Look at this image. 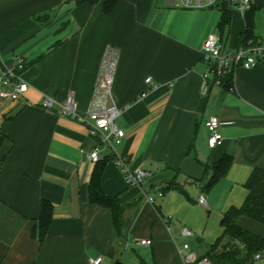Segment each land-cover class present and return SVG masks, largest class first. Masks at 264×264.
Here are the masks:
<instances>
[{"label":"crops","instance_id":"crops-1","mask_svg":"<svg viewBox=\"0 0 264 264\" xmlns=\"http://www.w3.org/2000/svg\"><path fill=\"white\" fill-rule=\"evenodd\" d=\"M221 20V9L184 8L180 0H119L109 11L106 0H0V73L23 56L29 83L20 101L0 100V264H88L99 256L113 264L123 241L146 238L152 243L141 246L153 264H184L182 212L193 195L205 196L210 210L220 196L225 206L243 204L247 181L264 168V61L239 68L233 90L214 85L204 93L205 39L218 34L237 46L246 31L237 11L224 31ZM254 35L264 46V28L255 25ZM108 46L118 51L112 94L125 130L113 147L91 120L39 106L45 96L64 102L73 94L85 112ZM148 76L160 86L141 97ZM213 116L222 139L210 148ZM224 156L232 158L225 176L209 188L195 183ZM120 157L151 175L129 184ZM101 163L103 191L126 205L121 243L112 210L90 201ZM43 199L53 204V219L41 240L34 228ZM251 219L239 223L264 236V225Z\"/></svg>","mask_w":264,"mask_h":264},{"label":"built area","instance_id":"built-area-1","mask_svg":"<svg viewBox=\"0 0 264 264\" xmlns=\"http://www.w3.org/2000/svg\"><path fill=\"white\" fill-rule=\"evenodd\" d=\"M253 0H180V5L184 8H201V9H222L223 6L229 5L233 11H237L246 16L251 10ZM203 59L208 68L203 74V91L209 92V89L216 85L225 87L227 79L232 78L233 83L229 87L234 89V79L237 70L241 67L252 68L260 61H264V46L258 39L249 38L245 40V35L241 44L237 46H228L218 34H210L202 45ZM15 65L4 72L0 73V100L1 101H20L29 89V83L22 78V72L26 67V59L23 56L14 57ZM118 66V51L113 46H108L102 59L100 72L96 80L95 89L90 102L89 108L85 112H80L77 101L73 94H68L64 102H59L53 97L45 96L39 106L47 110H57L61 115L76 118L82 122L92 121V126L104 133L103 142L113 147V143H120L125 136V130L118 124V118L122 114L113 98L112 88L115 79V73ZM146 88L141 97L148 92L157 89L160 84L155 82L151 76L145 78ZM206 127L210 133L208 145L210 148L216 147L222 139L219 132L220 120L217 117H211L206 122ZM101 149L95 148L90 158L98 161ZM118 165L121 167L129 184H140L148 178L151 173L143 169H131L128 161L124 157L118 159ZM165 191L162 189L158 192L163 196ZM147 201L154 203V198L147 197ZM198 202L207 205L205 196L201 195ZM183 237H191L193 231L187 227L182 229ZM137 244L150 245V238L142 239ZM129 242H127V245ZM184 264H212L208 255H199L192 246L185 242L178 250ZM102 256L91 258L88 264H102ZM245 264H264V252H256L252 259Z\"/></svg>","mask_w":264,"mask_h":264},{"label":"trees","instance_id":"trees-1","mask_svg":"<svg viewBox=\"0 0 264 264\" xmlns=\"http://www.w3.org/2000/svg\"><path fill=\"white\" fill-rule=\"evenodd\" d=\"M84 1L97 2L98 0H77L78 3ZM119 0H106V10H110ZM264 0H253L252 8L246 14L245 40L256 39L254 35L255 13L263 7ZM221 29L224 31L230 23L232 9L229 5L223 6ZM233 79L229 78L225 82V88L229 89ZM232 163L230 156H224L214 166L213 174L195 180L202 186L209 188L215 185L226 175ZM104 163L98 165L92 175L90 182V201L94 204L110 208L114 216V223L119 235V242L123 241V213L126 205L121 204L117 196L107 195L102 188V175ZM174 184V182H172ZM171 184V185H172ZM170 186L163 188L164 191ZM248 195L240 206H230L224 212L221 220L223 234L210 247L208 256L212 264H245L252 259L256 252H264V236L251 231L242 225L239 220L243 216L250 217L264 225V168H256L246 183ZM53 219V204L43 199L41 201L40 217L38 224L34 228V234L43 240L50 229ZM113 264H123L120 259H116Z\"/></svg>","mask_w":264,"mask_h":264},{"label":"rangeland","instance_id":"rangeland-1","mask_svg":"<svg viewBox=\"0 0 264 264\" xmlns=\"http://www.w3.org/2000/svg\"><path fill=\"white\" fill-rule=\"evenodd\" d=\"M258 16H260V21H258ZM255 25H260L264 28V6L255 13ZM193 197H195V199L189 201L190 206L184 209L182 214L188 221V223L184 225L191 229L194 235L191 237H184L181 245L188 242L197 254L208 255L211 245L223 234L221 220L224 212L229 209L230 206H225L220 196L214 206H211L210 210L206 205H200L196 196L193 195ZM208 200L211 202L209 196ZM251 221L254 223L256 222L252 219ZM127 242L128 241L125 240L120 245L118 255L123 264H142V259H146L149 264H153L150 249L144 248L141 244H136L133 240H130L128 245Z\"/></svg>","mask_w":264,"mask_h":264}]
</instances>
